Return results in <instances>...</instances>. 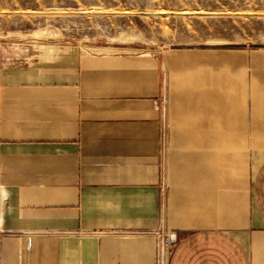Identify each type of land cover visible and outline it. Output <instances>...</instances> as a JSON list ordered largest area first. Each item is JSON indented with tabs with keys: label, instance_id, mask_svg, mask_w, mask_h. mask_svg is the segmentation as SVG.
Segmentation results:
<instances>
[{
	"label": "crops",
	"instance_id": "0c3cea01",
	"mask_svg": "<svg viewBox=\"0 0 264 264\" xmlns=\"http://www.w3.org/2000/svg\"><path fill=\"white\" fill-rule=\"evenodd\" d=\"M164 58L0 47V264H264V49Z\"/></svg>",
	"mask_w": 264,
	"mask_h": 264
},
{
	"label": "rangeland",
	"instance_id": "374dc122",
	"mask_svg": "<svg viewBox=\"0 0 264 264\" xmlns=\"http://www.w3.org/2000/svg\"><path fill=\"white\" fill-rule=\"evenodd\" d=\"M0 47L23 56L44 47L146 54L166 79L171 50L264 49V0H0ZM161 101L168 132L167 91Z\"/></svg>",
	"mask_w": 264,
	"mask_h": 264
},
{
	"label": "built area",
	"instance_id": "2783aa9c",
	"mask_svg": "<svg viewBox=\"0 0 264 264\" xmlns=\"http://www.w3.org/2000/svg\"><path fill=\"white\" fill-rule=\"evenodd\" d=\"M154 236L156 239L155 264H168L178 241V233L171 230H157Z\"/></svg>",
	"mask_w": 264,
	"mask_h": 264
}]
</instances>
